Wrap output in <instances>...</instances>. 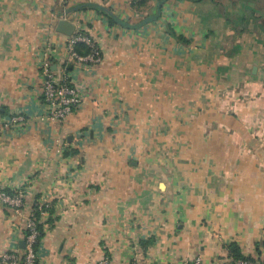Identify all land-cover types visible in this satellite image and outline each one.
<instances>
[{"label": "crops", "instance_id": "crops-1", "mask_svg": "<svg viewBox=\"0 0 264 264\" xmlns=\"http://www.w3.org/2000/svg\"><path fill=\"white\" fill-rule=\"evenodd\" d=\"M89 4L149 22L125 29ZM61 19L98 64L69 57ZM232 33L216 0H0V187L26 192L20 214L0 205V254L22 250L45 200L37 264H231L230 244L264 255V87L226 59ZM45 53L80 98L62 121L44 116Z\"/></svg>", "mask_w": 264, "mask_h": 264}, {"label": "built area", "instance_id": "built-area-1", "mask_svg": "<svg viewBox=\"0 0 264 264\" xmlns=\"http://www.w3.org/2000/svg\"><path fill=\"white\" fill-rule=\"evenodd\" d=\"M78 43L89 48L87 56H81L75 51L74 46ZM67 49L69 57L77 63L91 62L98 64L101 60L99 50L90 36L79 30H74V33L68 38ZM40 72L44 76L41 86L42 104L45 107L44 116L50 120L62 121L79 104V95L68 75H62L59 78L55 76L47 53L43 55L40 62ZM21 120V117H12L9 123L14 124ZM25 199L26 192L23 189L7 192L0 187V205L6 206L15 214H20L25 208ZM42 206L49 208L50 202L37 200L29 209L24 225L26 231L23 238L24 249L1 253L0 264H37L38 223L47 216L46 211L42 210ZM96 264H109V260L107 257H103ZM129 264H136V262H130ZM184 264L204 263L200 256H194L186 260ZM233 264H264V255L240 259L233 262Z\"/></svg>", "mask_w": 264, "mask_h": 264}, {"label": "rangeland", "instance_id": "rangeland-1", "mask_svg": "<svg viewBox=\"0 0 264 264\" xmlns=\"http://www.w3.org/2000/svg\"><path fill=\"white\" fill-rule=\"evenodd\" d=\"M233 33L222 39L225 57L242 70L257 67L252 79L264 87V0H216ZM259 71V72H258ZM252 77V76H251ZM251 94L256 96L255 91Z\"/></svg>", "mask_w": 264, "mask_h": 264}, {"label": "trees", "instance_id": "trees-1", "mask_svg": "<svg viewBox=\"0 0 264 264\" xmlns=\"http://www.w3.org/2000/svg\"><path fill=\"white\" fill-rule=\"evenodd\" d=\"M146 1L147 0H132V5H134V6L137 7L138 5H141V4L144 5ZM192 1L199 2V1H202V0H192ZM106 16L108 17L107 14H106ZM109 20H110V22H112L110 24H113L114 23L110 18H109ZM167 32H168V34L170 36L174 37L181 44H184L185 45V44H189L190 43V41L188 39H186L185 37H183L181 35H177L170 26L167 27ZM74 49L81 56H86V55L89 54V48L87 46H85L84 44L78 43V44H76L74 46ZM66 70L68 71L67 68H66ZM35 201H37V200H35ZM42 210H45L46 211V213H47V219L41 221L40 223H38V230H39L38 242H39V240L44 235L43 226L45 224L51 225L53 223V221H54V219L52 217V206H51V203H50V207L49 208H44L42 206ZM25 234H26V231L24 232V235ZM37 246H38V244H37ZM228 255H229L230 259L232 260V263L231 264H233V262H235L237 260H240V259H244L245 258V257H243L241 255V252L239 251L237 245H235V244H230L228 246Z\"/></svg>", "mask_w": 264, "mask_h": 264}, {"label": "water", "instance_id": "water-1", "mask_svg": "<svg viewBox=\"0 0 264 264\" xmlns=\"http://www.w3.org/2000/svg\"><path fill=\"white\" fill-rule=\"evenodd\" d=\"M88 6H92V7L100 9L103 13L107 14L108 17L110 19H112L113 22H115V24H117L120 27H123L125 29L138 28V27H140V26H142L144 24H147L149 22V19H145L141 23H138L136 25H130V24L125 23L124 21L120 20L118 17L113 15L111 12L107 11L106 9H104V8H102L100 6H97V5H94V4H91V5L89 4ZM159 13H160V6L158 7V11H157L158 15H159ZM74 30H75V26L72 23H70L69 21H67V20L61 19L56 24V32L60 33V34H63L65 36L70 37L74 33ZM55 69H56V67L52 66V70L55 71ZM256 70H257V67H255V66L252 67V70H251L252 74H255ZM20 247H21V249H24V241L20 242Z\"/></svg>", "mask_w": 264, "mask_h": 264}]
</instances>
